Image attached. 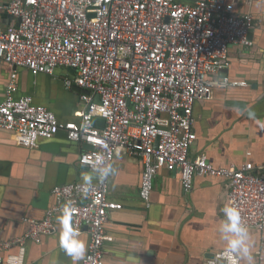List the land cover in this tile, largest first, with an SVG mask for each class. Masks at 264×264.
Wrapping results in <instances>:
<instances>
[{
  "label": "built area",
  "instance_id": "1",
  "mask_svg": "<svg viewBox=\"0 0 264 264\" xmlns=\"http://www.w3.org/2000/svg\"><path fill=\"white\" fill-rule=\"evenodd\" d=\"M243 1L252 0H0V10L14 19L0 28V58L14 67L0 101V126L30 148L65 130L68 139L90 145L79 164L97 173L87 196L84 181L56 185V202L43 218L23 217L24 235L0 239V264H23L26 242L51 235L59 212L79 236L85 227L90 232L82 264H109L105 225L110 211L123 204L109 198L110 176L103 173L112 170L120 149L143 162L140 196L147 205L162 167L179 171L186 190L197 175L224 177L229 205L240 211L246 228L264 230V164L216 167L205 154L190 156L197 136L195 102L211 98L215 88L248 85L224 72L231 45H254L255 17L241 12ZM19 66L35 74L74 69L75 77L65 84L82 91L80 119L61 122L30 95L16 98ZM98 116L103 120L97 124ZM15 246L19 253L5 259ZM224 250L206 264H229ZM232 264H241L240 256Z\"/></svg>",
  "mask_w": 264,
  "mask_h": 264
},
{
  "label": "crops",
  "instance_id": "2",
  "mask_svg": "<svg viewBox=\"0 0 264 264\" xmlns=\"http://www.w3.org/2000/svg\"><path fill=\"white\" fill-rule=\"evenodd\" d=\"M239 9L255 17L251 33L255 43L248 48L231 45L230 65L225 72L248 85L216 88L211 98L197 100L193 107L197 136L190 156L205 154L216 167L264 164V0L242 3ZM13 21L8 12L0 10V28ZM12 69L0 60V96L5 93ZM74 76L75 71L68 67L57 68L55 75L22 69L19 91L48 106L64 121H71L83 108L81 89L65 84ZM14 139L11 131L0 128V239L24 235L27 223L23 217L43 218L56 202L52 192L56 185L85 182V177L94 182L97 176L94 170L80 167L78 157L86 145L69 141L64 131L41 139L32 148ZM112 172L109 198L122 203L123 208L110 211L105 225L111 237L104 242L109 264H206L215 252L226 248L219 231L226 220L222 209L229 205L224 177L197 175L193 187L186 190L179 171L162 167L147 205L140 196V157L124 149L116 151ZM61 217L71 229L66 213L59 212L51 235L41 243L28 241L26 264H82L83 259L74 262L60 247ZM248 232L252 264H259L260 257L264 263V230ZM79 239L85 241L87 253V227ZM240 259L241 264H249L246 258Z\"/></svg>",
  "mask_w": 264,
  "mask_h": 264
},
{
  "label": "clouds",
  "instance_id": "3",
  "mask_svg": "<svg viewBox=\"0 0 264 264\" xmlns=\"http://www.w3.org/2000/svg\"><path fill=\"white\" fill-rule=\"evenodd\" d=\"M99 159V157H97ZM104 176L108 177L113 174L110 168H105ZM84 195L90 192L91 177H85ZM225 222L220 226L219 231L222 239L226 242V248L223 256L232 264L233 256H242L252 264L251 245L249 243L250 236L248 229L243 224L240 211L231 205L226 204L222 209ZM62 230L60 234V247L64 252L72 257L74 262L84 258L87 245L85 241L79 239V233L65 226L63 218H60Z\"/></svg>",
  "mask_w": 264,
  "mask_h": 264
},
{
  "label": "water",
  "instance_id": "4",
  "mask_svg": "<svg viewBox=\"0 0 264 264\" xmlns=\"http://www.w3.org/2000/svg\"><path fill=\"white\" fill-rule=\"evenodd\" d=\"M253 1V0H252ZM251 1V2H252ZM250 2V3H251ZM243 3L244 4H249V3H247V2H244L243 1ZM246 12H249V11H246ZM252 13V12H251ZM9 17L12 19L13 18V16L12 15H10L9 14ZM251 37H252V35H251ZM252 39H253V37H252ZM253 41H254V39H253ZM255 43V42H254ZM0 60L1 61H3V62H5V63H8V64H10V65H12L11 63H9V62H6L5 60H3L2 58H0ZM13 66V65H12ZM14 68V67H13ZM22 69H26L27 70V68L26 67H21V66H19V67H17V70H18V73H17V78H16V82H17V85H16V91H14V96L16 97V98H19V97H21L22 95H26V94H21L20 93V91H19V72L22 70ZM57 69V68H56ZM56 69H55V71H54V73L53 74H50V75H55V73H56ZM29 70V69H28ZM74 70V69H73ZM75 71V70H74ZM225 71H227V69L226 70H224V72ZM32 72V71H31ZM12 73H13V69H12V72H11V75H10V79H9V81H8V83H7V85H6V89H5V93H4V95L3 96H0V101H2L3 99H5L6 98V90H7V86H8V84H9V82H10V80H11V77H12ZM33 73V72H32ZM41 73H43V72H39V73H36V74H41ZM225 73H227L228 74V72H225ZM33 74H35V73H33ZM229 75V74H228ZM230 76V78L232 79V77H231V75H229ZM75 77V76H74ZM230 87H232V86H230ZM227 88H229V87H227ZM227 88H220V89H227ZM216 89V88H215ZM214 89V90H215ZM98 100H99V98H98ZM80 101H81V103L83 104V102H82V100H81V98H80ZM33 102H34V100H33ZM35 104H39V103H36V102H34ZM40 105H44V104H40ZM44 106H46V105H44ZM48 109H50V110H52L51 108H49L48 106H46ZM53 111V110H52ZM54 112V111H53ZM55 113V115H56V117L58 118V120L59 121H61V122H66V121H64L63 119H61L58 115H57V113L56 112H54ZM75 115L77 116L76 117V119H74L75 121H78L79 119H80V111H78V112H75ZM194 115V114H193ZM96 119V123L98 124L99 123V121H101V120H103V118L102 117H96L95 118ZM101 126H104V124L102 125L101 124ZM0 128H3V129H7V130H9V131H11V133L14 135V131H12V130H10V129H8V128H5V127H2V126H0ZM61 131H64L65 132V134H66V136H67V131H65V130H59L53 137H55L59 132H61ZM53 137H50V138H53ZM50 138H46V137H41V138H39V140H38V143H39V141L41 140V139H50ZM68 138V137H67ZM15 140V139H14ZM69 141H71V142H78V141H74V140H70L69 139ZM15 142H16V140H15ZM17 143V142H16ZM79 143V142H78ZM195 143H196V140H194L193 142H192V144H191V148L193 149V147H194V145H195ZM86 146V149L87 148H90V145H87V144H85ZM79 156H80V154H79ZM79 158V157H78ZM81 168H86V169H88V167H86V166H80ZM96 180H97V177H96ZM95 180V181H96ZM46 236V235H45ZM45 236H43V238L45 237ZM43 238H42V240H41V242L43 241ZM90 240H91V235H90ZM28 241H31V240H28ZM28 241L26 242V244H25V250H24V253H23V258H22V263L23 264H26V255H27V243H28ZM40 242V243H41ZM90 243V242H89ZM89 247V246H88ZM19 250H20V247L19 246H15V247H13V248H11L10 250H8V251H6V253H5V259H7V256L9 255V254H15V255H17L18 253H19ZM88 252V251H87ZM87 254V253H86ZM214 255V254H213Z\"/></svg>",
  "mask_w": 264,
  "mask_h": 264
}]
</instances>
